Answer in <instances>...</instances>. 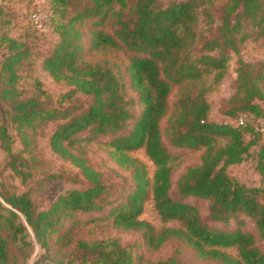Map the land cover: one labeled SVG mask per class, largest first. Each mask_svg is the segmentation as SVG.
Wrapping results in <instances>:
<instances>
[{
    "label": "trees",
    "instance_id": "obj_1",
    "mask_svg": "<svg viewBox=\"0 0 264 264\" xmlns=\"http://www.w3.org/2000/svg\"><path fill=\"white\" fill-rule=\"evenodd\" d=\"M69 1L49 0L58 16V38L42 49L28 19L24 33L1 30L9 21L1 20L8 11L0 0L3 169L21 182L32 178L36 139L47 137L50 152L77 170L46 174L23 192L0 184V264L28 255L27 228L45 246L66 221L105 211L114 227L140 234L151 249L174 239L216 264H264V189L248 187L227 172L245 161L261 140L253 120H264V62L237 60L235 93L222 110L234 125L210 121L209 104L197 88L204 76H221L230 54L238 56L246 39L264 38V0H227L217 16L219 24L208 35L197 30L207 0H90L65 21ZM81 26L90 33V49L108 46L125 53V75L109 61L80 62L87 49ZM33 57L41 58L42 69L54 81L69 86L60 106L51 105L45 95L24 96L21 86ZM128 89L135 97L127 95ZM173 89L175 100L169 102ZM73 97L80 103L67 105ZM136 105L141 106L139 115ZM105 138L116 162L131 169L130 184L125 178L108 181L81 148L82 142ZM259 146L257 171L264 175V141ZM138 149L156 169L152 198L157 214L180 228L154 232L140 219L149 184L144 167L127 156ZM171 149L203 151L200 164L188 168L173 189ZM54 182L77 186L42 205L36 193ZM191 199L207 203L206 219ZM232 224L236 227L230 228ZM233 248L237 258L223 251ZM132 249L114 240L78 243L82 264H136ZM153 264L180 263L168 258Z\"/></svg>",
    "mask_w": 264,
    "mask_h": 264
},
{
    "label": "rangeland",
    "instance_id": "obj_2",
    "mask_svg": "<svg viewBox=\"0 0 264 264\" xmlns=\"http://www.w3.org/2000/svg\"><path fill=\"white\" fill-rule=\"evenodd\" d=\"M1 3L8 11L2 17V22L8 20L9 24L2 26L1 30L9 27V33H15L19 35L25 29H27V15L31 10L30 0H2ZM52 1V0H51ZM90 0H71L68 2L66 10V20L73 17L80 7L87 5ZM49 9V23L50 33L45 36H38L39 47L44 49L48 44L57 40L55 33L54 21L58 18L52 7ZM227 0H207V5L199 15L197 30L203 34L208 35V30L213 31L219 21L217 19L218 14L222 8L226 5ZM13 14V15H12ZM12 15L10 18L8 16ZM50 20L52 22H50ZM107 28V27H106ZM23 29V30H22ZM81 32L86 38L85 44L87 49L85 50L81 63L83 64H95L101 61H109L112 64L118 66L123 74H126V69L129 65L125 53L121 50L113 49L108 46H101L99 48L90 49L91 37L87 27L81 26ZM108 29V28H107ZM24 33V32H23ZM28 33V31H27ZM36 36V37H37ZM38 49V48H34ZM41 53L42 50H37ZM243 60L247 63L264 62V38L254 40L246 39L240 48L239 55L230 54V60L228 61L225 70L222 75L216 76L215 73L204 76L203 79L197 83V88L200 89L209 104V120L218 123H227L234 125L236 121L234 119L223 116L222 110L226 106L227 101L235 93V80H236V68L237 60ZM127 78V77H126ZM25 97H40L45 95L51 105L60 106L63 102V96L69 91V86L64 82L54 81L41 67V58L33 57L30 61V70L28 76L24 78L22 86ZM128 96H134L135 93L130 89L127 90ZM175 89H173L169 102L175 100ZM73 97L69 104H79L74 101ZM1 110V109H0ZM136 115L141 112V106L136 105L134 107ZM249 118V117H248ZM252 118V117H251ZM1 120V113H0ZM167 124V118L162 120L161 128L165 129ZM253 125L260 132L264 127V120H253ZM45 131V133H48ZM261 133V132H260ZM261 140L258 145L253 146L250 150L249 156L239 165L231 166L227 169L230 176L243 182L248 187H257L264 189V175H261L257 171V154L259 151V145L264 141V136L260 135ZM109 138L102 140H96L91 143H81V148L84 150L85 155L91 165L99 170L104 178L108 181L121 182L123 178L130 184L131 181V169L125 166H120L116 162L114 155V149L108 146ZM36 143L38 149L33 151V159L31 160V177L25 182H21L19 178L13 177L10 172L3 169L6 161V156L0 148V184L5 187H15L18 192L26 191L29 188L34 187V183L37 179L43 178L46 174L51 173H64L75 174L77 170L67 163L58 160L49 150L47 137H37ZM14 149L18 150L19 145L17 140L14 143ZM174 160L170 163L172 170V183L174 188L175 182L184 174V172L191 167H196L200 164V159L203 151H193L189 149H171ZM128 157L136 160L141 164L146 171V178L148 180V197L144 203V209L140 219L147 222L154 230V232H161L165 229H178L180 225L174 221H162L160 216L154 207V201L152 198V185L153 177L155 174V166L149 161L143 149H138L127 154ZM80 177V176H78ZM79 181H81L79 179ZM77 185H71L65 182H54L48 184L36 193L35 198L42 205L52 202L57 195L62 192L76 187ZM193 204H196L200 215L207 218V203H202L191 199ZM24 221V219H22ZM246 227L251 229L252 224L249 219L245 220ZM230 228L236 227L230 225ZM28 240L30 241V248L28 249V255L25 258L17 257L10 261L8 264H82V259L78 252V243L80 241L92 242V241H117L121 246H132V255L135 257L136 264H153L159 260H165L173 258L180 264H216L213 261L201 258L194 250H192L185 243L178 240H170L163 244L159 249H151L143 244V240L140 234L126 232L112 225V218L107 216V212H102L92 216H78L66 221L60 231L49 236L47 245L42 246L38 243L34 237L31 229H26ZM226 254L233 258H237V251L233 249L223 250Z\"/></svg>",
    "mask_w": 264,
    "mask_h": 264
},
{
    "label": "built area",
    "instance_id": "obj_3",
    "mask_svg": "<svg viewBox=\"0 0 264 264\" xmlns=\"http://www.w3.org/2000/svg\"><path fill=\"white\" fill-rule=\"evenodd\" d=\"M31 10L28 16V22L38 35L45 36L50 33L51 26L49 23V7L48 0H30ZM245 116L238 119L240 125L243 124ZM260 132L264 136V127L261 128Z\"/></svg>",
    "mask_w": 264,
    "mask_h": 264
}]
</instances>
